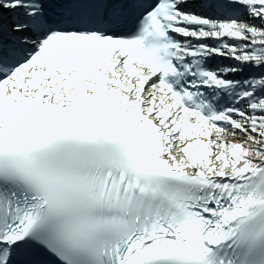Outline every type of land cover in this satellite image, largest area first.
I'll return each instance as SVG.
<instances>
[{"label":"snow or ice","instance_id":"obj_1","mask_svg":"<svg viewBox=\"0 0 264 264\" xmlns=\"http://www.w3.org/2000/svg\"><path fill=\"white\" fill-rule=\"evenodd\" d=\"M0 264H264V0H0Z\"/></svg>","mask_w":264,"mask_h":264}]
</instances>
